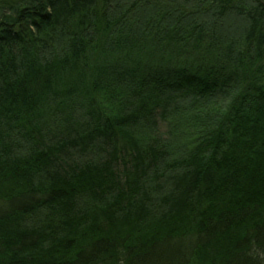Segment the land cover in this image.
Masks as SVG:
<instances>
[{"label": "trees", "instance_id": "16d2710c", "mask_svg": "<svg viewBox=\"0 0 264 264\" xmlns=\"http://www.w3.org/2000/svg\"><path fill=\"white\" fill-rule=\"evenodd\" d=\"M0 264H264L258 0H0Z\"/></svg>", "mask_w": 264, "mask_h": 264}, {"label": "water", "instance_id": "95a60500", "mask_svg": "<svg viewBox=\"0 0 264 264\" xmlns=\"http://www.w3.org/2000/svg\"><path fill=\"white\" fill-rule=\"evenodd\" d=\"M260 3H261V5L264 7V0H258Z\"/></svg>", "mask_w": 264, "mask_h": 264}]
</instances>
